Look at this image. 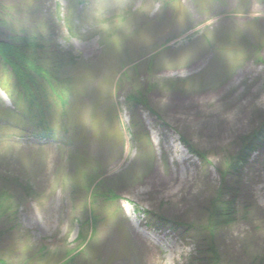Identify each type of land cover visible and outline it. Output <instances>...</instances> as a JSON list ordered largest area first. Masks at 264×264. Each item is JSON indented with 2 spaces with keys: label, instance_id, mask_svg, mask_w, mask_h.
I'll return each instance as SVG.
<instances>
[{
  "label": "rangeland",
  "instance_id": "1",
  "mask_svg": "<svg viewBox=\"0 0 264 264\" xmlns=\"http://www.w3.org/2000/svg\"><path fill=\"white\" fill-rule=\"evenodd\" d=\"M8 2L20 0H0V42L12 34L4 19ZM89 2L66 0L77 29ZM197 5L194 0L195 15L183 25L168 5L156 16L138 17L137 31L151 37V47L132 39L116 52L90 43L61 47L55 42L56 0H34L31 19H44L49 33L47 40L37 39L41 64L54 67L55 81H71L62 89L71 100L59 130L57 105L42 112L19 86L17 101L0 105V139L17 130L25 146L23 153L0 154V191L7 192L12 209L0 229V264H158L167 257L174 264H264V142L238 176L223 179L243 139L264 119V61L256 55L264 49V0H213L215 36L207 45L194 31L204 18ZM237 6L246 20L261 13L252 21L255 30L235 33ZM228 46L248 53L236 71L221 54ZM190 48L197 52L187 65L189 74L170 76L165 59L175 63ZM106 79L117 86L114 97L99 86ZM89 107L99 133L82 122ZM121 119L127 121L134 158L126 155ZM50 146L62 149L54 171H66L71 183L62 199L42 209L41 219L33 205L47 192L50 174L38 150ZM213 156L218 159L210 163ZM223 184L234 189L238 205L231 223L210 234L207 210ZM211 243L216 261L207 251Z\"/></svg>",
  "mask_w": 264,
  "mask_h": 264
},
{
  "label": "clouds",
  "instance_id": "2",
  "mask_svg": "<svg viewBox=\"0 0 264 264\" xmlns=\"http://www.w3.org/2000/svg\"><path fill=\"white\" fill-rule=\"evenodd\" d=\"M212 2L213 0H198L197 5L204 18L202 22L195 25L194 31L204 36V45L213 42L215 36L216 19L210 12ZM165 5L178 12V20L181 25L184 24L186 17L195 15L194 0H153L151 4L136 3L135 0H90L85 6L84 19L79 29H77L73 22L72 10L66 0H56L53 17L59 27V35L55 42L64 48L69 46L80 48L85 43H90L96 49L107 46L113 48L116 52H120L126 40L138 39L141 43L151 47V37L144 31H137L138 17L143 15L156 16L162 12ZM33 7L34 0H20L18 4L4 3V19L17 37L27 33L33 41L41 36L47 40L49 35L48 25L44 19L32 21L30 12ZM233 14L236 18L235 33L237 35L242 34L245 30H255L256 26L252 21L261 15L260 12H253L251 19L246 20L243 11L238 6L233 9ZM196 52L197 50L194 48L185 50L175 63L165 59L164 63L169 69V75L187 76L189 74L187 65L195 59ZM221 54L232 71H236L243 66L248 59V53L243 48L236 46L223 48ZM256 55L259 60L264 61V49L257 52ZM29 67H31V64H29ZM99 86L104 94L110 91L111 95L115 96L117 86L114 83H110L106 79L101 81ZM54 96L57 103V119L54 127L59 130L61 126L60 118L65 111L64 101L68 100L69 94L61 89L55 91ZM17 99L18 94L14 85L13 74L6 67L0 66V105H11ZM23 106L21 101V107ZM81 119L85 125L91 126L99 133V122L94 118L90 107L82 112ZM119 133L125 139L126 155L134 158L137 153L131 150L126 142L127 121L125 119H121ZM18 137L19 132L17 130H10L8 136L0 139V154L23 153L25 146L18 142ZM61 151L60 146L44 147L38 150V154L50 174V186L47 192L33 205L41 219H43L42 209L49 205L50 200L59 201L62 199L71 183L66 171L63 169L59 173L54 171L55 158ZM63 159L67 160L66 153L63 154ZM217 159L214 156L210 157L209 162L215 163ZM25 163H28L27 159H25ZM82 207L83 204L78 205L76 212H79ZM124 209L126 214L131 216V207L128 203L124 204ZM109 215L112 216L111 209H109ZM64 232L69 233V240H71L70 229L67 225L64 227ZM53 251H55V248H53ZM158 264H174V261L172 258L167 257Z\"/></svg>",
  "mask_w": 264,
  "mask_h": 264
},
{
  "label": "trees",
  "instance_id": "3",
  "mask_svg": "<svg viewBox=\"0 0 264 264\" xmlns=\"http://www.w3.org/2000/svg\"><path fill=\"white\" fill-rule=\"evenodd\" d=\"M11 33L10 36H7V41L0 42V57L5 64L4 66L12 70L11 73L16 79L15 87L19 86L21 88L22 93L28 98V103L41 106V110L44 112L49 106L57 105L54 100V92L63 89V83L69 87L71 81H55L54 73L52 72L54 71V67L50 68L41 64L40 56L43 53V46L39 44L38 40L33 41L23 36L17 37L13 31ZM29 64H31V67H29ZM37 64L39 66L41 64V67L37 68ZM50 72H52V76ZM50 100H53L54 104ZM67 102L68 100L64 101L65 106ZM263 142L264 119L259 128L243 139L240 151L234 155L226 166L227 169L223 172V179L225 180L228 174L229 176L232 175V177L238 176L237 174L241 171V167H244L248 158H250V154L260 149ZM220 188L218 197L211 201L210 207L207 210L209 216L205 229L210 234L220 227L222 228V226L231 223L232 217L235 214L234 207L238 205L237 201L232 198L233 188H227L224 184ZM226 191H229V193ZM229 195L232 197L226 199L225 197ZM9 200L7 192L0 191V229L2 228L3 221L11 216L12 213ZM214 250L213 243H211V247L207 251L210 256L212 254V260L216 261L217 254Z\"/></svg>",
  "mask_w": 264,
  "mask_h": 264
}]
</instances>
